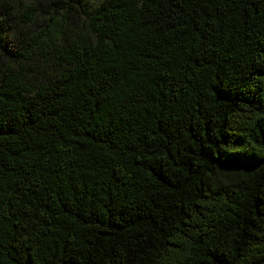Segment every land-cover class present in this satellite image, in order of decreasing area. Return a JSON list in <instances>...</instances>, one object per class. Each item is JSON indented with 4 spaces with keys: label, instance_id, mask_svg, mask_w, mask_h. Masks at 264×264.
Masks as SVG:
<instances>
[{
    "label": "trees",
    "instance_id": "1",
    "mask_svg": "<svg viewBox=\"0 0 264 264\" xmlns=\"http://www.w3.org/2000/svg\"><path fill=\"white\" fill-rule=\"evenodd\" d=\"M0 264H264V0H0Z\"/></svg>",
    "mask_w": 264,
    "mask_h": 264
}]
</instances>
